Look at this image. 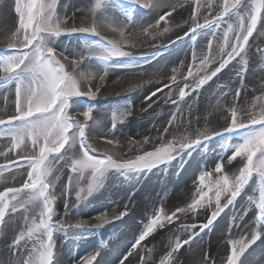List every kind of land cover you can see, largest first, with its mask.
Listing matches in <instances>:
<instances>
[{
  "label": "snow or ice",
  "instance_id": "6c2138e0",
  "mask_svg": "<svg viewBox=\"0 0 264 264\" xmlns=\"http://www.w3.org/2000/svg\"><path fill=\"white\" fill-rule=\"evenodd\" d=\"M116 2L96 0L89 8L86 22L69 25L68 18L60 17L56 11L57 0H14L18 23L7 37L5 46L0 47V88H11L15 97L12 114L0 117V138L8 141L6 150H0V156L7 158L5 164H0V185H4L0 188V234L8 226L6 217L23 209L24 227L10 245L19 264H59L55 233L66 234L68 229H75L83 236L128 215V206L125 205L123 211L113 210L111 214L104 211L90 219H77L74 223L54 219L55 205L61 197H64L65 214L69 210L67 197L71 194L73 177L78 190L75 192L76 202L71 206L79 208L89 196L105 186L109 173H117L128 181H138L154 170L170 167L174 161L190 158L208 142L219 139L225 142L213 158L212 170L199 171L190 202L170 212L163 206L154 209L120 264L126 261L132 264L129 258L134 254L139 256L138 264H144L145 257L139 255L140 250L146 248L144 242L158 229L180 220L178 214H206V222L202 224L179 225V229L187 233L186 237L174 236L169 240V250L159 261V264H179L176 254L210 229L225 208L234 205L252 182L253 192L258 195L247 197V206L241 213V217L247 216L249 207H255L252 230L249 235L228 241V252L223 261V264H251L249 249L257 241L264 243V91L245 106L241 96L247 87L242 72H246L250 38L254 33L264 37V0H221L219 4H214L213 0H126L132 7H121L122 18L108 13L109 7ZM186 7L189 14L184 24L187 29L184 36H178L171 43L197 32L215 29L213 38L207 43V54L198 56L193 51L192 62L182 75L184 83H180V73L174 68L170 82L152 91L145 99L151 101L167 88L164 103L170 102L179 108L174 94H178L179 101H184L190 93L218 77L233 61L241 65L237 72L241 77L240 86L234 90L231 104L221 105L217 99L213 108V112L219 113L215 124L207 116L198 115L193 127L190 106L182 132L178 126L173 127L179 118L173 114L168 126L158 129L157 135L128 138L125 152L121 140L115 135H97L99 120L94 118L92 106L72 110V98L94 97L100 88L93 91L90 83L97 77L101 82L105 80L114 57L135 59L132 52L125 49L138 47L147 40L156 41L174 27L179 28L181 25L174 22L173 14L179 15L178 9ZM136 8L150 9L155 15L152 20L130 28ZM106 32H111L112 38H108ZM76 33L95 38L84 44L87 55L84 51L59 46L62 35ZM257 52L264 56V48H257ZM93 58L100 61L99 72L85 64L86 60ZM224 87L219 85L221 90ZM221 96L226 98L228 93L222 92ZM147 107L151 108L152 104ZM129 115L130 102L114 110L111 133H115L117 124H123ZM81 116L83 120L79 119ZM201 119L204 120L202 126L199 124ZM77 144L78 152L67 156L68 150L76 148ZM9 153L14 156L9 157ZM61 161L66 162L72 175L57 193L60 176H53V168ZM5 172L12 173L10 179L3 175ZM19 177L25 178L19 180ZM85 180L86 184L82 185L81 181ZM28 205L38 208L36 215H27L30 211ZM201 209L205 212L201 213ZM242 224V219L240 224L233 221L235 227ZM105 248L106 245L101 243L79 264H104L102 253ZM21 249L26 258L20 255ZM202 264H216V261L205 253Z\"/></svg>",
  "mask_w": 264,
  "mask_h": 264
},
{
  "label": "rangeland",
  "instance_id": "374dc122",
  "mask_svg": "<svg viewBox=\"0 0 264 264\" xmlns=\"http://www.w3.org/2000/svg\"><path fill=\"white\" fill-rule=\"evenodd\" d=\"M96 0H57V13L60 17H67L68 24L80 25L86 22L88 17L89 8L94 4ZM204 2V0H202ZM221 0H213L214 4H219ZM121 7L127 9L132 6L129 5L126 0H117L115 4L109 7L108 13L110 15L121 16ZM206 11V10H205ZM179 15L174 13V22L180 23L179 28H173L169 33L159 37L156 41H147L146 43L135 47L126 48L125 50L131 51L135 59L130 60L127 57H114L110 62L108 74L105 77L107 79H113L116 82H121L122 87L110 88L105 83H101L97 79L91 81L90 86L95 91L96 87L100 88V91L94 97L81 96L73 97V109L84 110L88 106L93 108L94 118L98 116L101 118V122L96 126V133L98 136L103 137L105 129H111L112 113L114 110L119 109L126 103L130 102L131 115L127 116L123 124H117V131L115 135L120 137L128 136L131 138L136 135H148L152 131L157 135V130H162L168 126V120L173 114L178 115V120L174 122L173 127H179V131H183L184 125L187 123L189 117V107L191 106V117L193 119V125H196V116H209L208 119L214 116L213 124H215V118L219 114L213 112V108L216 105L217 99H220L221 105L232 103V94L236 88L240 86L241 77L237 75V72L241 70V65L236 64L233 61L222 73L218 74V77L213 78L202 89L196 92L190 93L185 97L184 101H179L178 94H174L173 98L177 99L179 108L172 103H164V93L169 89L165 88L163 92H158L157 97H153L151 101L146 100L145 97L150 95L152 91L157 88L163 87V84L156 83L150 80H143L137 82L136 78L139 72L146 69H160L162 71H169V76L173 75V69H177L180 75L178 80L181 84L184 83L182 75L186 74L188 66L192 62V53L195 51L197 55L207 54V43L211 40L215 29L207 30L204 32H197L190 35L176 43H171L172 40H176L178 36H184V32L187 29V25L184 21L188 19L187 7L184 9H178ZM215 14V13H214ZM154 13L150 9L136 8L133 13V22L129 25L130 28H135L141 23H146L154 18ZM183 18V19H182ZM17 17L14 12V0H0V47L5 46L7 37L11 34L14 28L17 26ZM222 25L221 27H225ZM105 35L108 38H112L111 32H106ZM95 39L88 37L86 34H68L62 35L59 38V46L61 48L76 49L78 51H84L87 55V50L84 49V44L87 40ZM155 44V46H153ZM249 52L248 63L246 72H242L243 82L247 87V90L242 92L241 99L245 106L250 105L255 96L261 94L264 91V56L259 55L257 48H264V37L258 36L254 33L253 37L249 40ZM215 46V41H214ZM85 64L91 65L93 69L99 72L100 61L93 58L86 60ZM120 65V66H117ZM83 67V65H82ZM99 74H103L100 72ZM131 77V78H130ZM127 80L135 81L133 84H125ZM165 83H169L167 80ZM136 85H141L136 87ZM219 85H225L221 90ZM173 87H176L173 85ZM87 90V86L84 87ZM222 92H227L228 96L223 98ZM215 94V95H214ZM7 97V100H5ZM14 92L11 88H0V117H5L12 114L14 111ZM155 108L159 103L167 105V108L163 111L161 116L157 117L151 113L148 109V104H152ZM144 109H147L146 111ZM211 113V114H210ZM83 120V117H79ZM183 121V123H181ZM91 124L92 122L89 121ZM204 120L201 119L199 124L203 125ZM103 133V134H102ZM225 141L216 139L208 142L193 155L185 157L184 160L174 161L173 164L164 169L154 170L152 173L143 176L140 180H125V178L117 173H109L108 179L105 181V186L97 192H94L88 197L87 201L80 205L79 208L72 207L76 202L75 192L78 190L75 187V177H73V186L71 194L68 195L69 210L65 214L61 197L57 200L55 205L56 216L54 219H63L68 223H74L77 219H90L104 211L109 214L116 210L117 212L123 211L124 206H128V215L122 219L115 220L107 231L103 228L99 230H93L89 234L79 235L77 230L68 229L67 233L58 232L54 234L56 259L59 264L65 258L64 264H77L82 258L81 248L84 247L89 241H91L94 235L95 241L91 244L90 250L97 249L101 243L106 245L103 251V255L113 254L115 260L113 263L120 264V260L128 252L129 243L133 242L136 235L143 227V223L151 217L154 209L163 206L166 211H172L176 207L183 206L188 203L185 193L190 188H195L198 183L199 171L207 168L209 171L213 167V158L220 151V146ZM8 141L0 138V150H6ZM100 144H103V140H100ZM67 148V145L65 146ZM79 150V145L76 148L69 149L67 156L75 155ZM127 149L125 150V152ZM97 155V153H92ZM132 155V153H128ZM13 153H9V157H13ZM7 158L0 156V164H5ZM20 163H24L21 161ZM236 162H234L235 164ZM20 171H24L21 169ZM6 178H11V172H5L3 174ZM59 175L60 180L56 184L57 193L60 192L62 185L67 183L68 176L72 175L70 169L66 166L65 161H61L59 165H55L53 168V176ZM87 175V174H86ZM25 177H19V180ZM254 176V180H255ZM19 180L17 186H19ZM154 182L159 184L162 189L157 193L152 189L151 184ZM85 181H81L82 185L86 184ZM139 183V186L135 183ZM4 185H0L2 188ZM150 186V187H149ZM151 188V189H150ZM153 190V191H152ZM145 194L144 197L140 196ZM211 195V193H210ZM249 195H258V192H253L252 182L249 187L245 189V192L239 197L234 205L225 208L224 212L218 217L213 226L205 230L200 237H197L195 242L191 246H185L176 254L179 260V264H202V257L207 253L212 259L216 261V264H223L228 252V241L230 239H240L244 235H249L252 230V221L255 218L256 209L254 206L249 207L247 216L241 217L242 210L247 206V197ZM177 196L175 199L174 197ZM142 197V198H141ZM173 199V200H172ZM173 201V202H172ZM172 202V203H171ZM175 203L177 205H175ZM173 204L174 207H171ZM30 211L27 213L29 217L36 215L38 208L33 205H28ZM205 210L201 209V213ZM24 210L14 213L12 216L6 217L8 226L4 228L2 234H0V264H19V260L14 255V250L10 248L11 242L14 236L18 235L19 231L24 227ZM135 216L133 220V228L121 227L120 222L124 218ZM181 216L180 220L175 222L164 229H158L153 235L158 238L161 231L176 232L174 236L186 237L187 233H183L182 229H179V225L183 224H202L206 222V214H192ZM38 218V217H37ZM241 219L243 224L240 227L233 226V221L236 224H240ZM247 225V227H244ZM105 227V226H104ZM106 227V228H107ZM114 228V229H112ZM112 229V230H111ZM171 229V230H170ZM122 233L116 235V233L122 231ZM198 231V229H197ZM123 234V235H122ZM128 234V237H127ZM171 237V239L173 238ZM149 237L146 244V248H142L139 255L144 256V264H159V261L166 255L168 249V243L162 246V250L156 251V243ZM170 239V240H171ZM23 243V242H22ZM31 243L29 242V247ZM249 253H252L251 264H264V243L257 241L252 248L249 249ZM20 255L22 258H26V253L21 249ZM245 255H248L246 253ZM187 256V261L183 258ZM186 258V257H185ZM119 260V261H118ZM139 256L137 255L133 259L134 264H138Z\"/></svg>",
  "mask_w": 264,
  "mask_h": 264
},
{
  "label": "bare ground",
  "instance_id": "6f19581e",
  "mask_svg": "<svg viewBox=\"0 0 264 264\" xmlns=\"http://www.w3.org/2000/svg\"><path fill=\"white\" fill-rule=\"evenodd\" d=\"M148 42H149V40H147ZM146 41V42H147ZM131 78V77H130ZM170 76H169V71L167 72V71H162V70H160V69H156V70H154V69H146L145 71H141V72H139V75H138V77L136 78V81L137 82H142L143 80H150V81H154V84H156V83H159V84H164L167 80L170 82ZM98 81H99V79H98ZM101 82V81H100ZM132 82H134L135 83V81H129V80H127V82H125V84H128L129 86H130V84H133ZM101 83H105L106 85H107V87H109L110 86V88H118V87H122L121 85H123L121 82H116V81H114L113 79H107L106 81L104 80L103 82H101ZM167 108V105H165V104H162V103H159L155 108H153V102H152V107L151 108H148L149 110H150V112L151 113H155L154 115L155 116H157V117H159V116H161V114L163 113V111L165 110ZM209 117V116H208ZM97 120H99V123L101 122L100 120H101V118H99L98 116H96L95 117ZM213 120H214V116H212V117H210L209 118V121H211V122H213ZM98 123V124H99ZM201 125V124H200ZM196 125H193V127H195ZM97 127V126H96ZM111 129H105V131H104V136H110V135H115V133H111V131H110ZM103 134V133H102ZM148 135H151V136H155V134L153 133V131L150 133V134H148ZM116 136V138H118V139H120L121 140V143H122V145H123V151H125L126 149H127V140H128V136H123V137H120L119 135H115ZM144 135H136V136H133V137H131L132 139H141L142 137H143ZM151 184V186H152V189L153 190H155V193H157L160 189H162V187L159 185V184H154V182H150L149 181V183L146 185V186H148V185H150ZM135 185H137V186H139V183L137 182V183H135ZM150 187V186H149ZM151 189V188H150ZM152 190V191H153ZM194 191H195V188H190L188 191H186V193H185V196H186V200L188 201V202H190V200H191V198H192V196H193V193H194ZM140 196H142V197H144L145 196V194H142V195H140ZM141 197V198H142ZM177 196H175L174 197V199L176 198ZM173 200V199H172ZM173 202V201H172ZM171 202V203H172ZM175 205H177L176 203H175ZM174 205V206H175ZM173 206V204L171 205V207H174ZM134 218H135V216L133 217L132 215L129 217V218H124V221L122 220L119 224H120V226L121 227H131V228H133V220H134ZM110 226V227H109ZM111 226L112 225H108V227H109V229L111 228ZM107 226H105V227H103V230L104 231H107V229H108V227L106 228ZM112 229H114V228H112ZM111 229V230H112ZM123 232V230L122 231H120L119 233L117 232L116 233V235H118V234H120V233H122ZM175 233L176 232H173V230L172 231H161L160 233H159V236H158V238H156L155 239V237H154V235L152 236V239L151 240H154L153 242H155L156 243V246H155V250L156 251H158V249H159V251L160 250H162V246L165 244V243H168L169 242V240L171 239V237H173V235H175ZM121 235V234H120ZM120 235H118V236H120ZM123 235V234H122ZM127 237H128V234H127ZM95 239L96 238H94V235L92 236V239H91V241H89L86 245H84V247H82L81 248V252L80 253H82V254H80V255H82V258L84 257V256H86L87 254H89V253H91L93 250H90V248H91V246H92V242L93 241H95ZM131 244H132V242L131 243H129V246H128V251L130 250V246H131ZM127 254V253H126ZM137 255L136 254H134L132 257H130L129 259L132 261V264H134L133 263V259L136 257ZM186 257V258H185ZM183 259L184 260H186L187 261V259H188V257L187 256H185ZM81 258V259H82ZM80 259V260H81ZM99 259V258H98ZM62 260H64L63 262H62V264H64V262L66 261L65 260V258L64 259H62ZM79 260V261H80ZM115 260V257L113 258V254H108V255H106V256H104V264H117V263H113V261ZM79 261H78V263L77 264H79ZM119 261V260H118ZM125 264H128V262L126 261L125 262Z\"/></svg>",
  "mask_w": 264,
  "mask_h": 264
}]
</instances>
